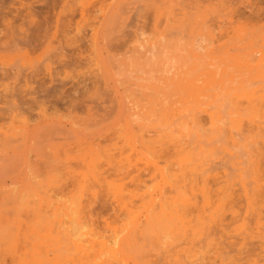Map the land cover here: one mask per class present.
<instances>
[{"label": "rangeland", "instance_id": "obj_1", "mask_svg": "<svg viewBox=\"0 0 264 264\" xmlns=\"http://www.w3.org/2000/svg\"><path fill=\"white\" fill-rule=\"evenodd\" d=\"M0 56V149L66 143L0 167V264H264V0H0Z\"/></svg>", "mask_w": 264, "mask_h": 264}, {"label": "bare ground", "instance_id": "obj_2", "mask_svg": "<svg viewBox=\"0 0 264 264\" xmlns=\"http://www.w3.org/2000/svg\"><path fill=\"white\" fill-rule=\"evenodd\" d=\"M114 2H113V4H114ZM103 7H107V6H103ZM107 9H108V7H107ZM107 9H106L107 13L105 15H103V17H102L103 19L102 20H104V21L108 20L109 22H112L115 16H119L118 15V10L116 11V9H114V8L113 9L109 8L108 10ZM98 14H99V12H98ZM153 24H154L153 26L155 28L156 25H157L156 22H153ZM97 29L98 28H96L95 33H94V37H95L94 39L100 38L99 37V33H98L99 29H98V31H97ZM14 41H16V40H14ZM15 45H18V44H15ZM3 58H4V56H0V63H4L2 61ZM35 102H36V100H35ZM35 104H37V103H35ZM121 106H122V104H121ZM119 108H121V107H119ZM123 108H125V106H123ZM112 110H113V108H112ZM111 113L112 112H110V114ZM59 121L56 122V121H53V120H49V118H46L45 115L43 114L42 121L40 123H38L37 125H34L33 127H29L28 125H26V126L24 125V126H21V127L17 128L18 131H16V132L3 133V138H2L3 142H2V146H1L2 148L0 149V167L5 166V165L7 167L11 166L12 162H14L15 159L20 157L19 148L20 149L21 148L22 149L23 148L24 149L27 148L26 145L29 143V141H31L32 139H35V137L37 135H39V134L43 136L45 144L51 145L52 147L59 146V145L63 146V144H66L65 141H64V137H63V133L65 132V128L60 126L61 122L59 123ZM34 123H36V122H34ZM67 125L69 127L71 126L68 123H67ZM88 143H90V142L87 141V144ZM29 144H31V143H29ZM83 144L85 145V143H83ZM10 169L11 168H9L8 170H10Z\"/></svg>", "mask_w": 264, "mask_h": 264}]
</instances>
